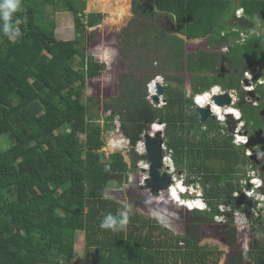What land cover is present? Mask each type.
<instances>
[{
	"label": "trees",
	"instance_id": "trees-1",
	"mask_svg": "<svg viewBox=\"0 0 264 264\" xmlns=\"http://www.w3.org/2000/svg\"><path fill=\"white\" fill-rule=\"evenodd\" d=\"M132 3L127 29L116 32L125 47L116 49L114 55H121L112 66L111 52L99 63L83 51L87 30L94 31L103 21L102 14L85 13L83 0H22L23 11L15 12L10 22L0 19V139L10 142L8 147L0 144V264H73L78 232H85L86 264H220L225 252L216 249L214 260L201 241L183 236L174 240L169 226L150 224L145 233L147 222L132 216L131 223L121 226L119 220L128 216L104 190L112 183L128 184V173L146 158L132 152L127 161L116 153L103 162L97 151L104 149V133L114 129L115 120L133 147L149 125L166 124V153L173 152L177 170L204 188L210 207L193 214L211 221L226 198L227 205L242 211L239 199L233 198V176L220 190L226 176L235 174L242 149L233 146L231 136L209 141L208 131L214 128H203L213 121L202 124L195 110L191 116L174 112L186 109L187 103L194 109L195 94L214 86L235 89L252 68L264 70V0ZM241 8L255 25L244 43L237 42L239 34L221 35L231 29L228 22ZM48 9L75 16L74 40H57ZM110 67L105 99L87 104V80L103 76ZM161 75L167 85L165 105L158 107L147 99L145 84ZM113 91L117 93L111 97ZM260 94L264 99V89ZM99 105L103 114H110L103 124ZM252 110L248 105L243 109L248 120ZM215 130L219 133L218 126ZM212 160L228 174L212 172L207 166ZM109 214L115 223L102 228ZM261 226L236 228L237 234L231 226L230 234L238 236L241 246L249 242L250 251L221 264H245L247 259L264 264V247L258 242ZM154 232L164 240L154 242ZM221 239L225 247L231 241Z\"/></svg>",
	"mask_w": 264,
	"mask_h": 264
},
{
	"label": "rangeland",
	"instance_id": "rangeland-1",
	"mask_svg": "<svg viewBox=\"0 0 264 264\" xmlns=\"http://www.w3.org/2000/svg\"><path fill=\"white\" fill-rule=\"evenodd\" d=\"M86 2V14H91V13H95V14H102L103 15V21L101 24H99L94 31H92L93 29H88L87 33H86V38H85V42H84V49L83 51L89 55V56H93L99 63H104L105 61V54L106 52H111L110 53V59H111V63L112 60H116L117 57L114 55V51L117 49L122 50V48L119 46H115L113 44H111V42H108L106 44H104L105 38L110 35V34H114L115 32H118L119 30H123V29H127V21L126 19H130L132 18V9L131 6L133 5L132 0H83ZM102 4L103 8H99V5ZM119 9V15L117 16V18H112V19H108L107 16H109V12L114 10V9ZM131 9V10H130ZM52 9H48L47 13L49 14L48 16V20L49 21H54L56 23V29H55V36L57 38V40H63V41H71L74 40L76 38L75 33H76V28H75V21L74 18L75 16L72 13L69 12H65V11H58L56 13L52 12ZM85 21H87L85 19ZM262 28L264 29V26H262ZM109 29V30H108ZM96 30H98V33H96ZM100 36V40L101 43L98 46H93L92 45V40L91 38H96L97 36ZM138 45V44H136ZM117 47V48H116ZM115 58H114V56ZM112 66V65H111ZM113 70V67L109 68L108 71L101 77V78H97V79H93V80H87V85H86V90H85V97H86V103H90L92 99H99L100 102H103L104 98V89H105V84H106V80L108 79V76L110 75V72ZM226 71V69H225ZM252 71V69L250 70ZM249 71V72H250ZM249 72L245 73V77H247V74H249ZM222 73H224V71H222ZM217 92V91H216ZM117 93V91H113L112 96L114 97V95ZM234 100V98H232ZM103 103H101L102 105ZM101 105H99V112L100 115L102 116V120L101 123H104V119L109 116L110 114H103L102 112V108ZM186 109L181 110V111H175L174 113H179L181 112V114H189L190 116L192 115L191 113H194V109L193 106H190L189 103L185 104ZM190 106V107H189ZM229 109V108H226ZM225 109V110H226ZM230 109L234 110L235 109L233 107H230ZM95 110H97L95 108ZM95 112V111H94ZM207 123V122H206ZM263 125V124H262ZM216 126H218L219 129V133L216 131H208L209 134V141H212L214 139V141H216V138L218 141H222V136H225L224 138H228L226 134L222 133L221 130L223 129V127L221 125H219L218 123H216V125L214 124V122H211L209 126L207 127V130H209V128H215ZM205 130V128H203ZM116 134L118 135L119 132L116 131V124L114 129H112L111 131H106L104 133V144L106 150L109 146V143H111L110 139L113 137V135ZM238 136L242 137L244 136V128L240 129V133L238 134ZM81 140H84V136H80ZM233 139L232 138V143H233ZM142 140V138H141ZM140 140V141H141ZM192 142H196V140L192 137ZM146 143V142H145ZM0 144L5 145L6 147H8L10 144V142L8 141L7 138H2L0 139ZM138 145V144H136ZM130 146H132L130 144ZM233 146H235L233 144ZM236 147V146H235ZM146 148V145H145ZM238 148V147H236ZM241 149V148H239ZM109 150V149H108ZM129 150V146L126 150H124L126 153ZM115 152H122V151H118L117 149L113 151ZM260 152V151H259ZM258 152V153H259ZM116 154V153H115ZM118 154V153H117ZM128 154V153H127ZM241 156H239V163L237 166H235L234 168V172L235 174H232L233 178H235L234 180V186L236 187V193L233 196V198H237L239 199V203L242 204L244 206V211L247 212V217L244 213H241L238 209H236V214L237 217H235V221L239 222V221H247V220H251L250 222L254 224L255 228H260L264 227V207L262 204L257 205L256 208H254L251 211L249 210V206H248V199L245 201H242V197H241V192L245 187V182H244V178L241 180L240 178L245 177V174L251 176V177H255L258 178L257 176H253L255 174V171H253L252 169V161L250 160V158H248L247 156V152L245 151V155H243L242 153H239ZM253 154L252 152H250V155ZM113 155V153L110 155V157ZM129 158V157H128ZM108 161V160H107ZM106 161V162H107ZM188 164H186V168L188 167ZM190 165V164H189ZM207 166L211 169L212 172H216V174L225 172V174H228L225 171V168L223 166H221V163H219L217 160L214 161L212 160V162L208 163ZM213 169H216V171H213ZM258 172V171H257ZM145 174L142 173L139 165H137V168L134 170V172H131L130 174V179H131V183L128 184H124V183H112L110 185H108L106 187V189L108 190H104L105 192V197L108 198L109 200H112L114 202H118L120 205V209L122 210V212L126 215V216H132L135 217L136 219H141L142 221L147 222L146 227H144L143 232L147 233L148 228L150 224L154 225V224H158L161 225L163 227L165 226H170L171 224V219L169 218L168 214L170 210L173 211V215H177V220H184V215L187 216L185 214V208H180L178 206H176L175 204H171L168 201H164L163 203H155L153 201L152 196L147 193L145 190H141V186L139 185L140 181L144 178ZM236 178H238L236 180ZM133 180V182H132ZM243 182V183H242ZM261 183V181L259 182ZM242 185V187H241ZM132 186V189L131 187ZM238 188V189H237ZM203 190L202 186H199V191L201 192ZM220 190H223V183H221L220 185ZM251 195V192H248ZM139 196H142L144 199H141L142 203L147 204L148 207L146 205H143L146 208H149L150 210H152V212L148 209L147 211H145L144 209H141L140 206L138 205V203L136 202L137 198ZM230 200L228 198L224 199L223 202L219 205V207L223 210H225V206H227V201ZM150 205H149V204ZM169 203V204H167ZM172 205V207H171ZM182 212H181V211ZM204 212H201V214H203ZM164 217L161 218L160 216ZM242 218V219H240ZM259 219V220H258ZM259 222H256V221ZM138 224V223H137ZM138 226H140L138 224ZM143 226V223H142ZM250 226V225H249ZM215 233L212 232H208V235H206L205 238H202L200 246H205V248H208V252L211 253V258L214 260H217V256H216V249H219L222 252H227V248L223 245H221V243H219L217 240L218 237L216 235V231H214ZM173 233L174 235V240H176L177 238L181 237V232L176 230L175 228H173ZM153 239L154 242H156L157 244L160 241H163V235L160 234L159 232H154L153 235ZM85 232H78L76 234V239H75V243H76V250H75V255H74V261L73 264H86V260H87V253H86V241H85ZM177 241V240H176ZM176 241H174V245L176 244ZM258 242L261 244V246L264 247V228L263 230H261V232L259 233L258 236ZM229 251V250H228ZM233 250H232V254H233ZM224 254V253H223ZM220 257V256H219ZM218 257V258H219ZM224 256L222 255V258L220 260V264L222 262H224ZM181 264V263H180ZM245 264H251L249 262V260L247 259Z\"/></svg>",
	"mask_w": 264,
	"mask_h": 264
},
{
	"label": "clouds",
	"instance_id": "clouds-1",
	"mask_svg": "<svg viewBox=\"0 0 264 264\" xmlns=\"http://www.w3.org/2000/svg\"><path fill=\"white\" fill-rule=\"evenodd\" d=\"M17 11H23V7H22V0H0V19H3L4 22H10L11 21V18L13 16V14ZM242 18H245V17H242ZM242 18H238V19H242ZM19 23V20H17L15 22V24H18ZM253 23V22H252ZM254 24V23H253ZM254 28H255V25H254ZM238 29V28H237ZM239 31L241 32H245V33H248V35L250 34H254V31L252 33H249L250 31H242L240 29H238ZM8 31L9 29L7 28V26L5 27L4 29V33L5 34H8ZM16 34L17 35H20V32L19 30L17 29L16 30ZM255 34H259L258 31L255 32ZM224 49V48H223ZM228 49V48H227ZM229 50V49H228ZM223 51V50H222ZM224 53H229L228 52H224ZM256 68L259 69V71L261 72H264V70H261L259 67H255V68H252V72L256 71ZM250 71V70H249ZM248 71V72H249ZM259 71L256 72V74H260ZM251 72V71H250ZM247 73V72H246ZM245 75V74H244ZM161 80V81H160ZM158 85H160L162 88H163V93H164V87H166L167 85V81L166 79L161 75V76H157L156 78H154L148 85H147V94H148V100L153 104V105H158V107H162L165 105L164 103V95H159L158 94ZM154 86V87H153ZM218 90V92H216ZM223 91V89H222ZM220 87L219 86H216L214 88H211V90H208V91H205L203 93H199V94H195L194 97H193V105H194V110L196 111L197 113V109H202V110H205V109H208L210 110V113H211V116L214 118V119H211L209 118L208 120L210 121H213V122H217L219 123V125L221 124L224 128L221 130L222 133L226 134L227 137L229 138L230 136L233 137V144L238 147L237 145H241V144H247L248 143V139L247 137L245 136H238V134L240 133V129L244 127V125L241 124L240 122V119H241V112L238 110V109H235L236 107V102L237 100L235 101V98L234 100L232 99V97H230V100H231V103L230 105H226L227 108L230 109V107H233L235 109V113H237V115H234L232 113H225L224 114V117L223 118H220L218 116H214L213 115V108L215 107H218L221 109L220 106H218L215 101H214V98L215 97H218V96H225L226 93L223 91L222 92ZM223 93V94H221ZM204 98L206 101H205V107H201L199 104H198V99H201V98ZM157 98V101H155L154 99ZM223 110V109H221ZM232 115L233 116V119L234 121L237 122V129L235 130L234 134H231L229 131H228V126H227V116H230ZM208 120L206 122H208ZM116 122H118L117 120L114 121V127H115V124ZM205 123H202V124H206ZM216 124V123H215ZM119 125V124H118ZM160 126V125H165V129L163 130H159V128L157 127ZM166 124H162V123H159V122H156V123H153L151 125V127H148V129L143 133V135H145V137L147 135L151 136L152 138H156V136L158 134H160L162 136V134L165 133L166 131ZM205 130H207V127H204ZM121 131V130H120ZM118 135H121L122 139L125 138L123 136V132L121 131ZM116 136L113 135V137ZM142 137V136H141ZM222 137H225V136H222ZM242 138H245V139H242ZM127 139V138H125ZM128 140V139H127ZM129 141V140H128ZM130 142V141H129ZM140 142V141H139ZM139 142L137 144H139ZM165 144V142L163 143ZM133 149L132 151L130 152V154L132 152H135L136 154H138L139 156H143L146 158V160H143V161H140L138 163L142 173L146 175H148V178L144 180L143 182V179L140 181L139 185L141 186V190H145L147 193H149L152 198H153V201L155 203H163L165 200L170 202L171 204H175L176 206L180 207V208H185L183 210H185L187 214H192V213H195V212H206V211H209L210 210V207L208 206V204L206 203L205 201V198H204V188L203 190L200 192L199 191V186L200 184L195 182L194 180H192L191 183H186L185 181L187 179H191L190 176L188 175V173H179L176 166H175V162L173 161L174 163V169L173 170H166L165 171V168H164V165L162 164V168H161V174H166L167 176H169L171 179H172V183H171V186L169 187L168 189V192H160V195L158 197L154 196L151 192V190H147L146 189V181L150 178L149 177V170H150V166L149 168H141V165L144 164V163H149L148 159H147V152L143 153L141 152L139 149H138V145H135L134 147L131 146ZM125 149L123 150H118V151H122L120 152V154L125 158V160H129L130 159V154L129 155H126L123 153ZM145 151H146V148H145ZM162 152H163V156L165 154V152L163 151V148H162ZM113 154L115 153H119V152H111ZM254 154H258V157L259 158H263V155H264V151H261V152H257V153H254ZM253 154V156H254ZM247 156L248 158L251 157L250 155V152H247ZM252 156V157H253ZM129 157V158H128ZM264 159V158H263ZM251 160V159H250ZM252 162L254 160H251ZM150 164V163H149ZM144 165H142L143 167ZM131 172H134V171H131ZM131 172L128 173V181L129 183H131V179L129 178L130 177V174ZM248 175V174H247ZM246 180H248L247 182H249L247 184V187L245 185L244 189L242 190L241 192V195H244L245 198L248 199V206H249V210L248 211H251L253 210L254 208L257 207V205L259 204H262L263 207H264V195H262L261 193V189L263 188V185H262V182L259 183L261 180L260 178H255V177H251V176H246ZM246 180H244V182H246ZM127 181L124 182V184H126ZM133 182V180H132ZM243 183V182H242ZM179 184L181 185L182 188L186 189L184 192H182L183 194H181V197L179 199V202H176L174 201V199L172 197H169V193L171 192V190L173 188H178L179 191H180V188H179ZM245 184V183H244ZM249 186V187H248ZM172 187V188H171ZM242 187V185H241ZM190 188H192L193 190L190 191ZM248 192H251V195L248 193ZM236 193V192H235ZM235 193L233 194V196L235 195ZM164 194V195H163ZM188 194V197H182V195H186ZM163 195V196H162ZM183 203H185L186 205H181L180 202L181 201ZM169 204V203H167ZM188 204H193V208L190 209ZM172 207V205H171ZM244 209V206L242 205L241 206V209ZM242 209V211H240L241 213H244L247 217V212L244 211ZM181 211V210H180ZM182 212V211H181ZM218 212L219 214L213 216V219L216 220V222H218V224H233V227H236L238 229H244V228H247V229H250V228H255L254 227V224L251 223L249 220L247 221H235V217H237V214H236V209H234L231 205H227L225 206V210L221 209L219 207L218 209ZM173 212L169 211L168 214L166 215H172ZM225 214H229L231 215L230 218H227V216ZM121 215H124V214H121ZM242 219V218H240ZM259 220V219H258ZM229 222V223H228ZM115 223L113 217L111 216V214H109L106 218H105V221L103 223H101V227L102 228H107V227H112L113 224ZM127 223V219L126 217L124 219H121L119 220V224L121 226L123 225H126ZM250 225V226H249ZM183 236V235H181ZM184 244H180V246H183ZM249 248V242L247 243V246L245 247L244 245L241 246V251H239V253H243V254H247L250 250L248 249ZM253 264V263H251Z\"/></svg>",
	"mask_w": 264,
	"mask_h": 264
},
{
	"label": "flooded vegetation",
	"instance_id": "flooded-vegetation-1",
	"mask_svg": "<svg viewBox=\"0 0 264 264\" xmlns=\"http://www.w3.org/2000/svg\"><path fill=\"white\" fill-rule=\"evenodd\" d=\"M96 33H98V30H96ZM119 35H118V38L116 36V32L114 34L112 33V34L108 35L105 38L104 44L111 42V44H113L117 47L119 46L123 49L125 47V40L124 39L121 40ZM100 36L98 35L96 38H93V37L91 38V40H92L91 42H92L93 46H98L101 43ZM116 51L117 50L114 51V54ZM118 55H121V54L117 52L116 56H118ZM112 61H114V60H112ZM111 65H112V63H111ZM222 70H224V69H222ZM101 77L102 76H99L98 78H101ZM107 81H108V79L106 80L104 92H106L109 89V87L107 85ZM145 86H147V83L145 84ZM214 87H216V86H214ZM245 87H249L252 89L246 90ZM220 89L222 91L221 87H220ZM263 89H264V75H262V74L253 75L252 78L244 76L243 80L241 81L240 85L237 88L231 89V90H224L223 89V91L226 93V95H228L229 97L235 98V101L237 100L235 109H238L241 112L240 122L242 125H244V127H243L244 128V136L247 137V139H248L247 144L237 145L238 148L242 149L243 153H245V151H246V152H252L254 154V153H257L259 151L261 152V149L264 148V146L258 144V143H262L264 145V99L262 98V96L260 94V91ZM199 101H200V104L203 106L205 104L206 100L200 99ZM246 105L251 106L255 111V112H253V110H252L251 113L253 114V117L250 120H248L246 117H244V114H243V109ZM220 107L223 110H225L227 108L226 105L220 106ZM256 114H257V116L255 117L254 115H256ZM199 118H200V116H199ZM208 121H210V120H208ZM200 122H201V119H200ZM151 125H149L148 127H151ZM215 129H216V127L214 128V131H216ZM259 133H260V135L258 136ZM256 141L258 142L257 144L254 143ZM242 152L240 151V153H242ZM253 154H251V156H253ZM254 155H256L258 159L256 158L252 162V169H253V171H255V174L253 176H257L258 178H260L262 185H263V188L261 189V193H262V195H264V159H263L264 155H263V158H259L258 154H254ZM178 172L181 173V171H179V170H178ZM244 176H248V175L245 174ZM231 177H232V174H229L228 176H226L227 179L223 182V189H226L227 184H229L231 181ZM243 178L246 180L245 177H242L240 179L242 180ZM247 181L248 180H246V182H245L246 187H247V184L249 183ZM185 182L191 183L192 179H187ZM141 199H144V198L142 196H139L137 198L136 202L138 203V205L140 206L141 209H144L145 211H147L149 208H146L143 205H146L147 207H148V205L142 203ZM150 211L152 212V210H150ZM170 211L173 212L172 210H170ZM173 214L168 215L169 218L171 219V224H172L169 227L172 230H173V228H175L176 230L180 231L181 234L183 235V237H188L190 239L199 240V242H200L202 240V238H205L206 235H208L209 231L212 233H215L214 231H216V235L218 237L217 240H219L218 242L221 243V245H222V241H221L222 239L221 238L225 239L226 237H229V239L231 241L227 244L226 249L229 248L230 246H232V248L227 249V252H225V254L223 255L225 258V261H228L229 259H231V257L238 254L239 251L242 250L241 244L237 240L238 236H236L234 238L232 236V234H230V233H232L231 231L233 230V228H232L233 224H230L229 222H228L229 224H226V225L225 224H218V222H216V220L213 218L211 221L210 220H207V221L203 220L204 221L203 222V221H201L200 217L195 216L193 213L192 214L185 213L187 216L184 215V218H183L184 220L178 221L177 215L174 216ZM225 215L227 216V218L231 217V215H229V214H225ZM201 222H203V223H201ZM235 229H236V227H235ZM236 234H237V229H236ZM232 250L234 251L233 254L231 253Z\"/></svg>",
	"mask_w": 264,
	"mask_h": 264
},
{
	"label": "water",
	"instance_id": "water-1",
	"mask_svg": "<svg viewBox=\"0 0 264 264\" xmlns=\"http://www.w3.org/2000/svg\"><path fill=\"white\" fill-rule=\"evenodd\" d=\"M230 27H236L242 31H250L254 29V24L246 19H237L236 17H232L229 21ZM260 74L264 75V72L259 71ZM158 94H163V88L158 85ZM157 101V98L154 99ZM215 103L218 106L230 105L231 100L228 95L225 96H218L214 98ZM197 114L200 116L201 123H205L209 118L214 119L211 116L210 110L205 109H197ZM227 126L228 131L231 134H234L235 130L237 129V122L234 121L233 116H227ZM260 133L258 134V136ZM145 145H146V152H147V159L150 163V170H149V179L146 181V189L151 190L152 194L156 197L160 195V192H168L169 187L171 186L172 179L167 176L166 174H161L160 170L162 168V159H163V139L160 134L156 136V138H152L151 136L147 135L145 137ZM254 143H258L257 141ZM253 143V144H254ZM264 146L262 143H258ZM264 151V148L261 149ZM97 154L101 157L103 162H106L112 153H108L106 148L102 149L101 151H97ZM257 158L256 155L251 157V160H255ZM258 159V158H257ZM182 197H188V194L182 195Z\"/></svg>",
	"mask_w": 264,
	"mask_h": 264
},
{
	"label": "built area",
	"instance_id": "built-area-1",
	"mask_svg": "<svg viewBox=\"0 0 264 264\" xmlns=\"http://www.w3.org/2000/svg\"><path fill=\"white\" fill-rule=\"evenodd\" d=\"M237 17L238 18H242V17H244V14H243V11L242 10H240V11H238L237 12ZM238 30V29H237ZM238 34H239V40H237V42L239 43H244L245 41H246V39L248 38V33H245V32H241V31H236ZM229 50L227 49V48H224L223 49V52H228ZM257 71H259V69L258 68H256V71H254V72H249V74H247V77H249V78H252L253 77V75H256V72ZM246 88V90H250V89H252V88H249V87H245ZM221 94H223V93H221ZM119 123L118 122H116V131L117 132H121L120 131V126L118 125ZM157 127L159 128V130H163V129H165V125H160V126H158L157 125ZM115 135V134H114ZM142 140L139 142V144H138V149L141 151V152H143V153H145L146 151H145V135H142ZM162 139H163V141L165 142V144L163 145V151L165 152V154H164V156H163V159H162V164L164 165V168H165V171L166 170H173L174 169V163H173V152H170L169 154H167L166 152H167V148H168V146H167V140H166V137H165V135L164 134H162ZM242 139H245V138H242ZM123 140L126 142V148H125V150L128 148V146H129V150L127 151V153L125 152V151H123V153L124 154H126V155H129L130 154V152L132 151V147L130 146V142L127 140V139H125V138H123ZM142 165H144L143 167H142ZM141 165V168H149V166H150V164L147 162V163H144V164H142ZM148 178V175H146V176H144V178H143V182H144V180L145 179H147ZM172 188V187H171ZM193 189L192 188H190V191H192Z\"/></svg>",
	"mask_w": 264,
	"mask_h": 264
},
{
	"label": "bare ground",
	"instance_id": "bare-ground-1",
	"mask_svg": "<svg viewBox=\"0 0 264 264\" xmlns=\"http://www.w3.org/2000/svg\"><path fill=\"white\" fill-rule=\"evenodd\" d=\"M119 9H114L112 11L109 12V16L108 19H112V18H117V16L119 15ZM161 81V80H160ZM154 87V86H153ZM201 99H204L203 97ZM200 99H198V104L202 107V105L200 104ZM205 100V99H204ZM205 105V104H204ZM203 105V107H205ZM213 115L216 117H220L223 118L225 113H232L234 115H237V113H235L234 110L232 109H226V110H221L218 107L213 108L212 110ZM111 143H109V146L107 148V152L110 154L111 152H113L114 150H123L126 148V142L122 139L121 135H116L114 137H112L110 139ZM109 149V150H108ZM179 188H173L171 190V192L169 193V197H172L174 199V201L179 202V199L181 197V194H183L182 192H184L186 189L182 188L181 185L179 184ZM164 195V194H163ZM162 195V196H163ZM181 201V200H180ZM181 205H186L185 203H183L182 201L180 202ZM189 208L192 209L193 208V204H188Z\"/></svg>",
	"mask_w": 264,
	"mask_h": 264
},
{
	"label": "crops",
	"instance_id": "crops-1",
	"mask_svg": "<svg viewBox=\"0 0 264 264\" xmlns=\"http://www.w3.org/2000/svg\"><path fill=\"white\" fill-rule=\"evenodd\" d=\"M240 10L243 11L244 17H245L246 19H248V18L246 17V15H245V11H244L243 8L236 10V11H235V14H234L232 17H236V18L238 19V17H237V12L240 11ZM232 17H231V18H232ZM231 18H230V19H231ZM248 20H249V19H248ZM229 21H230V20H229ZM228 25H229V22H228ZM174 27L176 28L177 26L174 25ZM229 27H230V26H229ZM230 28H231L230 30H227V31H223V32H222V34H221L222 37L225 35V33H228V34H229L230 32H231V33L238 34V33L236 32V31H238L236 27L233 26V27H230ZM176 36L179 37V38H181V39H183V40H185L186 44L189 43V41L187 40V38H186L185 36H181V35H179L178 33H176ZM107 190H108V189H107ZM126 219H127V223H131L130 217H128V218H126ZM129 221H130V222H129Z\"/></svg>",
	"mask_w": 264,
	"mask_h": 264
}]
</instances>
